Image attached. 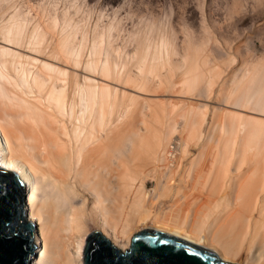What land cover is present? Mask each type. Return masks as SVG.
Instances as JSON below:
<instances>
[{"label":"bare ground","instance_id":"obj_1","mask_svg":"<svg viewBox=\"0 0 264 264\" xmlns=\"http://www.w3.org/2000/svg\"><path fill=\"white\" fill-rule=\"evenodd\" d=\"M14 21H7L0 28V168L14 173L26 186L24 220L36 226L38 246L30 264H82L88 221L96 225V231L113 247L126 250L130 238L138 232L129 220L130 201L137 195L132 182L137 174L134 169L140 166L132 167L133 162L152 164L162 172L174 171L187 144L203 136L199 128L204 116L199 115L204 114L206 106L200 105L198 111L189 110L179 125L172 109L160 112L157 98L163 91L172 93L177 85L173 80L177 72L186 92L201 82L204 84L205 73L213 76L217 68L209 66L205 70L204 66L209 64L207 57L196 53L188 61L185 58L183 64L171 62L170 55L162 51L164 47L158 46L155 54H149L148 48L138 52L134 64L131 63L136 72L129 66L130 61L117 65L119 60L118 63L113 60L117 64L111 63V58L109 62L110 55L99 66L96 62L106 56H98L99 61L85 64V70L92 76L81 82L74 73L79 64L77 51H72L68 37L63 38L60 32L61 39L56 40L54 30L50 33L41 28L39 36L36 27L33 28L37 35L27 34ZM54 40L57 43L53 45ZM106 48L103 51L109 49ZM261 62L259 68L251 69L240 80L234 76L229 79L230 75L229 81L217 83L221 78L211 81L206 76L214 85L219 84V89L224 88L222 91L229 85L225 87L226 82L235 84L230 93V89L226 90L227 96L217 91L226 107L220 134L209 145L213 128H208L195 162L197 179L204 190L214 196V192L227 186L231 195L226 206L230 210L225 208L215 219L216 224L204 231L196 224L188 229L190 226L186 228L182 221L164 219L159 214L142 217L141 224L150 222L144 229L164 232L209 249L224 262L264 264V62ZM164 69L167 71L162 74ZM209 88L211 84L204 89L208 94L212 91ZM200 109L202 114H198ZM138 116L141 122L136 120ZM148 118L155 124L151 125ZM179 131L186 135L185 142ZM243 244L247 256L240 263L239 250Z\"/></svg>","mask_w":264,"mask_h":264},{"label":"rangeland","instance_id":"obj_2","mask_svg":"<svg viewBox=\"0 0 264 264\" xmlns=\"http://www.w3.org/2000/svg\"><path fill=\"white\" fill-rule=\"evenodd\" d=\"M0 14V28L4 26V23L7 25V21L19 18L14 22L20 23L19 25L27 34L37 35L35 34L37 32L40 36L43 31L47 30L52 33L54 30L56 33L52 34L56 35V40L61 39V36L68 37L71 49L74 48L72 51H77L75 53L79 58H77L79 64L75 66L78 67L77 69L73 68V71L76 69L74 73L81 82L83 78L92 76L90 71L85 70V64L99 61L96 60L98 56L106 57L101 58L100 62H96L97 64L104 61L103 59H107L108 55L111 56L107 59H110L109 62L113 58L111 63H116L119 60L117 65L126 62L129 64L130 61L129 66L134 72L136 69L132 65L140 51L145 48H148L149 54H155L154 49L158 52V46L167 47L162 51L170 55L171 62H181L182 64L186 59L188 61L190 56L195 55L194 53L204 59L207 57L206 62L209 64L205 62L208 66H204V69H210L209 66L216 67V72L220 73L214 76L215 72L212 76L211 73L209 74L213 70L211 68L208 71L209 75L205 73L203 78V82L205 78H207V82L205 81L204 84L201 82L200 85H196L193 89L189 88L185 92L182 89L183 79L180 78V72L176 71L173 80L177 85L174 86L172 93L163 91V95L157 98L160 112L172 109L174 120L179 125L184 119L182 116L189 110L192 112L197 109L196 111H198L202 105L206 106V110L200 109L198 112V114H202L205 111L203 115H199L200 117L204 116L203 124L201 123L199 128L203 136L187 144L185 154L178 156V165L176 170H172L173 173L165 171V169L162 172L161 168L157 170L158 167L155 168L149 163L133 162L132 167L140 166L136 167V170L134 169L137 174L132 182L137 189V195L130 201L129 220L131 224L133 223L132 228L139 231L150 224L147 221L141 224L140 219L147 217L148 214H159L164 219L173 218L172 221L177 219L182 221L186 228L190 226L188 229H193V224H196L200 231H204L210 225L216 224L215 219L222 215L226 209L230 210V207L226 206L231 195L227 186L214 192V196L213 193H208V190H204L203 183L201 184V181L197 179L198 167L195 166V162L200 144H202L204 136L206 138L208 136V128L210 126L213 128L209 145H212L219 136L222 120H224L223 115L226 111L221 98L224 95L227 96L232 89L233 83L226 82L224 86L227 87L229 84L230 88L228 85L227 89L230 90L226 89L228 92L224 90L225 94L222 91L224 88L219 89L221 86L219 84H215V86L211 82L212 79L221 78L219 81L215 79L217 83L229 81L233 76L240 80L242 75L249 73L251 69H257V66L259 68L260 62H264V0H0ZM23 23L25 25H22ZM33 27H36V32ZM50 28L53 29L50 30ZM62 28L64 31H61ZM56 40L52 42L53 45L57 43ZM146 43L149 44L148 47ZM106 47L109 49L107 50ZM105 48L107 51H103ZM100 53L102 54L99 55ZM114 59L116 62H113ZM125 60L126 62H123ZM131 63L133 64L131 65ZM202 63L203 61L200 62L201 65H203ZM98 65L100 66V64ZM78 69L79 71H77ZM166 71L164 69L161 72L164 74ZM94 74L96 73L94 72ZM230 75L231 78L228 79ZM206 76H210V79ZM92 78L99 81L97 77L93 76ZM178 82L181 83L178 84ZM205 83L211 84L212 91L209 94L204 90L205 87L206 89L208 87ZM117 87L116 85L115 88ZM220 90L222 96L219 93ZM173 91L176 93L174 94ZM178 91L180 94L177 93ZM214 110H217L216 114H214ZM136 118L137 121H142L141 116ZM147 121L151 125L155 124L152 118H148ZM151 121L153 122L151 123ZM181 137L185 142L186 135L182 133ZM197 166L199 165L197 164ZM158 172L163 174L160 173V175ZM210 201L214 202L210 203ZM196 217H200L201 220ZM86 230L91 232L97 230V227L93 222L88 221ZM240 247L242 248H240L241 251L239 250V261L242 263L247 256V247L246 244L240 245Z\"/></svg>","mask_w":264,"mask_h":264},{"label":"water","instance_id":"obj_3","mask_svg":"<svg viewBox=\"0 0 264 264\" xmlns=\"http://www.w3.org/2000/svg\"><path fill=\"white\" fill-rule=\"evenodd\" d=\"M26 186L0 168V264H30L36 255V226L24 220ZM82 264H238L170 234L142 229L126 250L113 247L98 231L85 238Z\"/></svg>","mask_w":264,"mask_h":264}]
</instances>
